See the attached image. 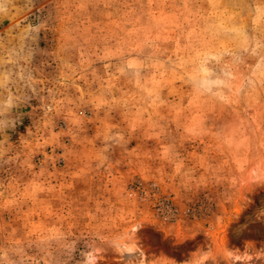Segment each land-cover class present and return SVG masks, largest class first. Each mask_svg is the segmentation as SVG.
<instances>
[{"label": "rangeland", "instance_id": "1", "mask_svg": "<svg viewBox=\"0 0 264 264\" xmlns=\"http://www.w3.org/2000/svg\"><path fill=\"white\" fill-rule=\"evenodd\" d=\"M0 264H264V0H0Z\"/></svg>", "mask_w": 264, "mask_h": 264}]
</instances>
